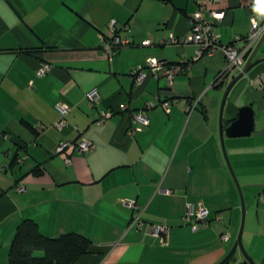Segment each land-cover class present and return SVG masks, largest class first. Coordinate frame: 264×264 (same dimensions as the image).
<instances>
[{"label":"crops","instance_id":"obj_1","mask_svg":"<svg viewBox=\"0 0 264 264\" xmlns=\"http://www.w3.org/2000/svg\"><path fill=\"white\" fill-rule=\"evenodd\" d=\"M200 4L224 11L214 27L223 45L246 38L252 19L264 22V0H0V264H8L24 219L46 237H87L90 254L76 264H218L237 239L241 214L219 121L228 126L243 107L252 110L253 130L224 136V146L248 207L243 246L264 264V89L248 82L264 61L233 86L221 110L236 76L223 74L224 55L196 57L193 44H167L169 33L189 34ZM111 21L131 42L106 57L99 35L112 36ZM149 58L180 67L172 87L146 68L136 83ZM263 58L264 40L253 61ZM43 64L50 70L38 76ZM94 87L91 102L85 93ZM58 101L70 107L62 131ZM136 112L149 125L130 135ZM61 140L93 147L57 154ZM188 203L208 210L195 231L182 221ZM136 216L148 226H130ZM152 226H167V239L153 236ZM238 252L232 264H248Z\"/></svg>","mask_w":264,"mask_h":264},{"label":"built area","instance_id":"obj_2","mask_svg":"<svg viewBox=\"0 0 264 264\" xmlns=\"http://www.w3.org/2000/svg\"><path fill=\"white\" fill-rule=\"evenodd\" d=\"M216 2V1H213ZM225 13L222 10L209 9L206 5L200 4L198 8L191 13L190 20V32L183 38L176 37L173 33H169L167 44L169 45H185L193 44L197 47L196 57H202L204 55H212L215 52H221L226 61L225 69L223 74L233 73L237 75L242 72L245 65V61L252 53L257 42L260 40L264 34V22L258 24L254 19L251 21V32L250 34L242 39L237 38L234 43L223 45L219 43V36L214 32V27L219 25L224 19ZM127 29V27H124ZM109 29L112 36L106 37L100 34L99 38L103 43V53L106 57H111L116 54L121 48L130 44V39H121L116 35L117 27L115 21H111ZM237 43H241L242 46L238 47ZM151 44V41H148ZM189 65V64H188ZM151 71L153 76L156 78L164 79L167 87H172L175 76L180 72L179 66H174L169 64L167 61L158 60L156 58H149L146 61L144 68L138 69L136 72L135 81L138 85L142 84L145 74L144 69ZM50 70L49 65L43 64L37 71L38 76H42ZM250 85L264 89V72L250 76L248 78ZM86 98L91 102H95L98 98L97 88H91L86 93ZM151 104L147 108H151ZM162 108L169 113L170 104L168 102L162 103ZM55 108L59 114V119L55 124V127L62 131L68 128V122L66 115L69 111V106L61 101L55 104ZM133 123H137L138 126H133L128 131L130 135L135 132L142 131L144 127L149 125V120L141 114V112L133 113ZM108 114L102 113V120L107 118ZM93 145L89 141H72V140H61L57 147L55 153L60 154L69 149L77 151L79 153H86L92 149ZM66 162L70 161V157L65 158ZM23 191V189H20ZM264 197V192H263ZM122 204L126 207L139 211V206L135 201L123 199ZM184 224L188 225L192 231L197 230L201 225L208 222V210L200 203H188L185 208V213L182 217ZM136 225L138 229H143V227L148 226L146 223L139 221V217L136 216L130 222V226ZM169 228L167 226H152L151 234L155 237L161 238L163 241L167 239ZM223 240H227V234H223Z\"/></svg>","mask_w":264,"mask_h":264},{"label":"trees","instance_id":"obj_3","mask_svg":"<svg viewBox=\"0 0 264 264\" xmlns=\"http://www.w3.org/2000/svg\"><path fill=\"white\" fill-rule=\"evenodd\" d=\"M90 247V240L83 235L69 233L46 237L34 221L24 219L11 242L8 264H76L90 254Z\"/></svg>","mask_w":264,"mask_h":264},{"label":"water","instance_id":"obj_4","mask_svg":"<svg viewBox=\"0 0 264 264\" xmlns=\"http://www.w3.org/2000/svg\"><path fill=\"white\" fill-rule=\"evenodd\" d=\"M264 40V34L256 44L255 48L253 49L252 53L249 55L247 58L245 65L243 67L242 72L238 73L236 76L233 77V79L230 81V83L227 85L223 98H222V103H221V110L223 109L224 103L233 88V86L244 76H246L254 67H256L259 63L264 61L263 59H259L257 61H253V58L258 51L259 47L261 46L262 42ZM253 130V118H252V110L249 107H243L239 110L238 113V119L232 121L228 126H225L222 122V119L220 117L219 121V133H220V138H221V146H222V151L224 154L225 161L227 163V166L230 170V173L233 177V180L236 184V187L239 192L240 196V201H241V208H242V222L241 226L239 229V233L237 236V239L230 250V252L226 255V257L220 261L218 264H228V262L231 260V258L234 256L236 250L238 249L245 257V261L248 264H254L253 260L250 258V256L247 254L243 243H242V231H243V224H244V216H245V205H244V199L242 196V192L240 189V186L238 185V182L236 180V177L233 173V170L231 168L230 162L228 160L225 146H224V136L226 137H237V136H248Z\"/></svg>","mask_w":264,"mask_h":264},{"label":"rangeland","instance_id":"obj_5","mask_svg":"<svg viewBox=\"0 0 264 264\" xmlns=\"http://www.w3.org/2000/svg\"><path fill=\"white\" fill-rule=\"evenodd\" d=\"M260 142H262V139L260 138ZM225 149H226V153H227V157L229 158V160H230V156H229V154H228V150H227V148H226V145H225ZM230 163H231V160H230ZM231 166H232V163H231ZM232 169H233V166H232ZM233 172H234V174H235V171H234V169H233ZM235 177H236V180H237V176H236V174H235ZM240 186V185H239ZM240 189H241V187H240ZM241 192H242V189H241ZM242 196H243V199H244V205H245V216H246V210L248 209V207H247V205H246V201H245V197H244V193L242 192ZM241 202V201H240ZM240 211H241V214H240V226H241V222H242V208H240ZM245 216H244V226H245ZM239 229H240V227H239ZM239 253V255H242V257H243V259H245V257H244V255L241 253V252H238ZM36 255H40V253H37ZM230 264H232V260H231V262H230Z\"/></svg>","mask_w":264,"mask_h":264}]
</instances>
